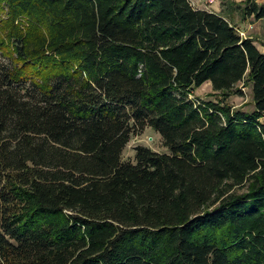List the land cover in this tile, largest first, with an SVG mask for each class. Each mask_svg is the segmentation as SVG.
Listing matches in <instances>:
<instances>
[{"label":"trees","instance_id":"1","mask_svg":"<svg viewBox=\"0 0 264 264\" xmlns=\"http://www.w3.org/2000/svg\"><path fill=\"white\" fill-rule=\"evenodd\" d=\"M221 2L0 0V264H264V51L228 17L264 4Z\"/></svg>","mask_w":264,"mask_h":264},{"label":"rangeland","instance_id":"2","mask_svg":"<svg viewBox=\"0 0 264 264\" xmlns=\"http://www.w3.org/2000/svg\"><path fill=\"white\" fill-rule=\"evenodd\" d=\"M191 1L195 6L199 8L212 9L216 11H221L223 9L221 0H216L214 3H211L210 0ZM257 2H259L260 4H264V0H257ZM228 17L235 21V23L240 27V29L242 30V32H244L245 35L253 36L258 46L264 51V18L257 19L254 16H251L244 20L242 19L241 13L239 11L228 14ZM8 62L9 60L0 53V63L8 64ZM240 87L244 89L245 93L243 95H233L230 99V102L236 108L251 110L253 108L251 86H244V84L242 83L240 84ZM195 95L198 98H201V100L217 98V95L213 92L211 82H207L202 87L197 89L195 91ZM138 144L150 145L154 149L160 151L165 150L160 135L157 132H154L152 129H148L145 131V133L135 136L132 141L128 144L124 152L125 159L131 158L133 156L134 147Z\"/></svg>","mask_w":264,"mask_h":264},{"label":"built area","instance_id":"3","mask_svg":"<svg viewBox=\"0 0 264 264\" xmlns=\"http://www.w3.org/2000/svg\"><path fill=\"white\" fill-rule=\"evenodd\" d=\"M215 1L216 0H210L211 3H214ZM242 34L245 35L244 32H242Z\"/></svg>","mask_w":264,"mask_h":264}]
</instances>
